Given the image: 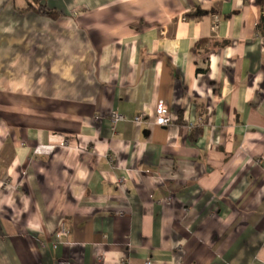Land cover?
<instances>
[{
    "label": "crops",
    "instance_id": "obj_1",
    "mask_svg": "<svg viewBox=\"0 0 264 264\" xmlns=\"http://www.w3.org/2000/svg\"><path fill=\"white\" fill-rule=\"evenodd\" d=\"M37 5L0 0V264H264V9Z\"/></svg>",
    "mask_w": 264,
    "mask_h": 264
},
{
    "label": "built area",
    "instance_id": "obj_2",
    "mask_svg": "<svg viewBox=\"0 0 264 264\" xmlns=\"http://www.w3.org/2000/svg\"><path fill=\"white\" fill-rule=\"evenodd\" d=\"M125 118L120 114H114L112 117L113 123H117L123 121ZM142 117L136 116L133 118L134 123H141ZM174 122L173 116L170 111L165 108L162 104H159L155 110V114L150 121V123L154 126H169ZM68 235V232L63 223L59 225L58 230L54 234V241L60 242V240L64 239Z\"/></svg>",
    "mask_w": 264,
    "mask_h": 264
},
{
    "label": "trees",
    "instance_id": "obj_3",
    "mask_svg": "<svg viewBox=\"0 0 264 264\" xmlns=\"http://www.w3.org/2000/svg\"><path fill=\"white\" fill-rule=\"evenodd\" d=\"M34 1L39 4L34 9V10H36V12H38L39 14H42V15H48L50 17H56L57 14L55 12H53L52 10H48L44 6L40 5L41 0H34ZM256 2L258 3V5H260L264 9V0H256ZM206 14H207V12H204V11H196V12H192L189 15H187V17L197 20ZM257 29L260 32L264 31V18L263 17L261 18L260 23L257 26ZM197 133H199V130H197Z\"/></svg>",
    "mask_w": 264,
    "mask_h": 264
}]
</instances>
